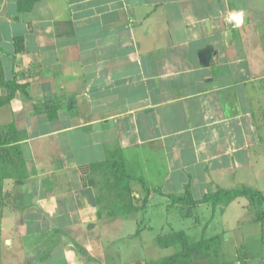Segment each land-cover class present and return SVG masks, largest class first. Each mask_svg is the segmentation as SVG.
Instances as JSON below:
<instances>
[{
    "label": "crops",
    "instance_id": "1",
    "mask_svg": "<svg viewBox=\"0 0 264 264\" xmlns=\"http://www.w3.org/2000/svg\"><path fill=\"white\" fill-rule=\"evenodd\" d=\"M27 3L0 0V264H146V240L186 238L142 218L155 205L183 217L168 194L264 195V0ZM112 160L132 176V212L110 213ZM236 207V227L253 209L241 196L184 218L199 237L205 215L201 235ZM228 232L186 241L216 237L235 264Z\"/></svg>",
    "mask_w": 264,
    "mask_h": 264
},
{
    "label": "trees",
    "instance_id": "2",
    "mask_svg": "<svg viewBox=\"0 0 264 264\" xmlns=\"http://www.w3.org/2000/svg\"><path fill=\"white\" fill-rule=\"evenodd\" d=\"M36 0H29L27 6L24 9L30 8ZM15 49H20L21 39L15 38ZM17 86L13 85L10 88L9 93L6 95V100L10 99L13 95L14 89ZM103 182L102 186L109 194V206L110 213L113 215L117 213H128L135 210L133 202L131 200V184L130 180L132 176L125 172L122 162L115 160L108 161L103 165ZM139 182L142 181L139 179ZM145 196L141 200V206L146 203V196L151 191L148 187L144 186ZM245 197L248 201V205L255 209L253 220L262 223L264 222V209L262 204L264 202V195L254 188L244 185L236 186L229 189L217 188L215 191L206 192L201 198L195 199L192 197L189 186L186 185L182 194H168L167 197L171 200V204H176L183 217H190L193 215V209L200 203L209 202L212 206L216 204L226 205L236 197ZM155 243L159 248H175L174 252L170 254L146 262V264H194L193 258L198 256L211 257V250L215 248L213 246L216 243L218 246V239L216 237L208 239H200L199 241L189 244L186 241L184 233L182 231H174L166 235H157L155 237ZM217 248V247H216ZM240 264H246L245 261H241Z\"/></svg>",
    "mask_w": 264,
    "mask_h": 264
},
{
    "label": "rangeland",
    "instance_id": "3",
    "mask_svg": "<svg viewBox=\"0 0 264 264\" xmlns=\"http://www.w3.org/2000/svg\"><path fill=\"white\" fill-rule=\"evenodd\" d=\"M101 179H104L103 175L101 176ZM259 188H261L264 192V183L260 184ZM157 198L158 195L154 196V201H152V204L156 202L155 200H157ZM244 201L246 202L245 199ZM262 208L264 209V204L262 205ZM207 210L210 211L209 208ZM237 210L238 207L234 208L233 212L232 209H229L226 216L217 217V215H215V217L209 223L207 229L204 230V235H201V229L203 225L210 218L209 215L207 217L205 215L204 217L206 219L204 220L202 226L199 228V237L196 236V232L193 231L192 228L189 229L187 227V225H193V219L178 217L177 212L174 210L172 214L166 216L164 215V210L161 207H158V205H155L151 206L150 210H148V213L142 218H144L145 220H151V225L153 227L152 235L160 233L162 231L160 230V228H162L163 226L165 227L166 224H169L170 229L184 230L187 241L191 242L195 241L197 238H200V236H210L220 232L222 229L228 230V234L231 235V242H229V244L227 243L226 246L225 256L227 262L235 260V264H240L241 261H245L246 264H264V225L260 227V223L255 224L254 222H252L254 221L253 217L255 209L246 208L244 210H241L239 207V213L237 214H242L240 216L241 218L239 217L241 225L236 227L233 226L237 221V217H232V214L234 215ZM202 217L203 216H201L200 219ZM236 228L239 230V232L236 230ZM143 234L147 238L150 237V234L149 232H147V230L144 231ZM152 243L154 244L153 240H146L144 245H147L149 247V245H151ZM153 244L151 248L148 249V253H146L147 258L156 259L166 256L175 251V248L173 247L159 248L155 244ZM145 246L143 247L144 252L146 250ZM213 246H215V248L211 250V257L206 258V262L201 261L203 260V258H200L197 261L196 257L193 258L194 264H224L223 258H221L222 252L219 249V246H216V243H214ZM235 246H238L239 248L236 249Z\"/></svg>",
    "mask_w": 264,
    "mask_h": 264
},
{
    "label": "clouds",
    "instance_id": "4",
    "mask_svg": "<svg viewBox=\"0 0 264 264\" xmlns=\"http://www.w3.org/2000/svg\"><path fill=\"white\" fill-rule=\"evenodd\" d=\"M231 20H239L241 23L243 22V12H239V13H234L231 15L230 17ZM68 255V258L71 259L72 256L71 254H67Z\"/></svg>",
    "mask_w": 264,
    "mask_h": 264
}]
</instances>
